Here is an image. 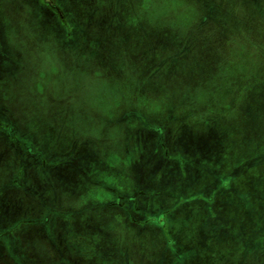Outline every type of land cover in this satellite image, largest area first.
I'll list each match as a JSON object with an SVG mask.
<instances>
[{
	"label": "rangeland",
	"instance_id": "rangeland-1",
	"mask_svg": "<svg viewBox=\"0 0 264 264\" xmlns=\"http://www.w3.org/2000/svg\"><path fill=\"white\" fill-rule=\"evenodd\" d=\"M0 264H264V0H0Z\"/></svg>",
	"mask_w": 264,
	"mask_h": 264
},
{
	"label": "trees",
	"instance_id": "trees-1",
	"mask_svg": "<svg viewBox=\"0 0 264 264\" xmlns=\"http://www.w3.org/2000/svg\"><path fill=\"white\" fill-rule=\"evenodd\" d=\"M214 5L217 7V6H219V3L217 2V3H215Z\"/></svg>",
	"mask_w": 264,
	"mask_h": 264
},
{
	"label": "flooded vegetation",
	"instance_id": "flooded-vegetation-1",
	"mask_svg": "<svg viewBox=\"0 0 264 264\" xmlns=\"http://www.w3.org/2000/svg\"><path fill=\"white\" fill-rule=\"evenodd\" d=\"M133 222H135L136 223V221L134 220Z\"/></svg>",
	"mask_w": 264,
	"mask_h": 264
}]
</instances>
